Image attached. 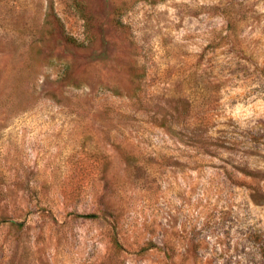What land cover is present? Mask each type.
<instances>
[{"label": "rangeland", "instance_id": "374dc122", "mask_svg": "<svg viewBox=\"0 0 264 264\" xmlns=\"http://www.w3.org/2000/svg\"><path fill=\"white\" fill-rule=\"evenodd\" d=\"M0 264H264V0H0Z\"/></svg>", "mask_w": 264, "mask_h": 264}]
</instances>
